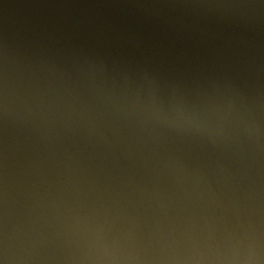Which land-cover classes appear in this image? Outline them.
I'll list each match as a JSON object with an SVG mask.
<instances>
[{
    "label": "water",
    "instance_id": "1",
    "mask_svg": "<svg viewBox=\"0 0 264 264\" xmlns=\"http://www.w3.org/2000/svg\"><path fill=\"white\" fill-rule=\"evenodd\" d=\"M0 264H264V0H0Z\"/></svg>",
    "mask_w": 264,
    "mask_h": 264
}]
</instances>
